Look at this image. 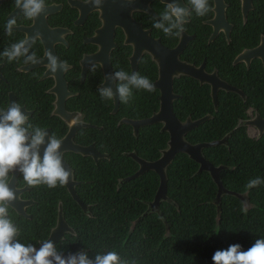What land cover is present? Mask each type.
Masks as SVG:
<instances>
[{"label":"trees","instance_id":"1","mask_svg":"<svg viewBox=\"0 0 264 264\" xmlns=\"http://www.w3.org/2000/svg\"><path fill=\"white\" fill-rule=\"evenodd\" d=\"M258 1L264 9V0ZM240 43L237 40V45L231 47L230 61L243 48L253 45L249 40ZM148 61L149 66L141 68L139 74L154 82L158 77L157 66L150 58ZM174 90L182 96L174 102V112L182 122L207 114L213 116L186 136L189 143L221 141L227 137L225 144L204 149L203 153L214 166L226 167L220 176L230 194H223L218 200V186L211 175L199 172V165L181 153L167 168V200L159 208H150L160 177L149 171L126 181L139 169L129 154L134 152L146 161H156L168 148L170 136L161 132V124L142 128L139 137L133 135L128 125H118L117 132L113 130L116 128L112 126L113 120L145 119L158 112V90H133L131 100L121 103L116 116L108 114L100 119L104 134L98 142L109 147L106 152L111 159L95 165L90 159L72 154L75 177L84 181L77 187V193L91 207V213H85L65 186L33 187L26 196L31 198L39 193L40 198L34 196L39 199L34 206L41 209L38 215L42 222L36 215L27 220L9 211V218L16 222L20 232L18 240L36 246L37 235L48 237L56 225L60 204L74 233L67 234L57 251L61 254L82 251L92 260L97 254L116 251L122 264H213L212 256L217 250H226L232 244H240L242 250H247L256 239L264 238V183L246 188L250 179L259 177L264 181V134L255 139L244 126H239L246 114L242 98L235 93L220 95L219 109L215 111L208 86H200L191 77L176 78ZM100 100L102 112H110L105 100ZM258 105L264 109V82L258 87Z\"/></svg>","mask_w":264,"mask_h":264},{"label":"flooded vegetation","instance_id":"2","mask_svg":"<svg viewBox=\"0 0 264 264\" xmlns=\"http://www.w3.org/2000/svg\"><path fill=\"white\" fill-rule=\"evenodd\" d=\"M171 2L173 0H132V2L103 0L101 8H94L90 4H85L84 0H45V12L34 20H27L23 15L18 14L19 10L16 9L14 0H0V109L7 110L12 102L19 103L21 111L29 117L28 123L44 128L49 134L55 135L57 139L65 143L66 147L61 152L62 158L72 170L76 192L77 187L84 181L75 177V163L71 162L72 154L90 159L95 165L112 157L106 152L109 147L100 145L98 142L104 134V126L100 119L108 114L116 116L121 102L119 101L118 111L114 113L116 108L114 96L112 100L105 101L110 112H102L98 88L102 87L106 80L102 67L104 65L100 60L105 59L107 54L113 72L124 70L129 74L134 73L132 59L135 55V44L142 42L140 37L142 38L143 35L145 37V34H148L150 39L159 40L168 50L177 48L182 40L187 42L179 55L180 61L198 69L203 67L204 75L240 91L236 93L218 89L216 108L212 97V85L201 84L199 80L192 78L200 86H208L214 110L219 109L220 95L225 93L239 95L246 114V118L240 121L239 126H244L252 138L258 139L262 136L257 127V121L264 120V109L258 105V87H261L264 82V61L254 52L264 38V9L261 7V2L253 0L252 6L250 4L247 6L246 0H208L210 11L205 16L198 17L188 0H176L181 7H185L191 13V16L185 18L188 22L184 24L185 30L179 36L168 37L161 30L153 27V18L159 20V15L165 10L166 3ZM244 8H247L246 14ZM248 8L251 9L248 11ZM15 15L17 24L12 35L9 36L5 31V24L9 17ZM132 24L140 26L135 33L136 36L134 35L137 41H134L133 35H129L132 33L130 31ZM37 30L40 36L34 42L30 41L29 54L34 51L40 62L25 65L23 63L25 57L22 56L9 63L3 53L13 43L32 36ZM237 40L242 41L240 44L249 40L253 45L243 48L230 61V49L233 44L237 45ZM49 54L57 59L58 67L55 72L49 66L47 59ZM96 56L100 58L99 61H95ZM149 58L153 61L151 55L143 50L136 65V72L139 73L141 68L149 66ZM90 61L95 62V71L91 70ZM61 63L64 64L63 70L59 68ZM154 63L159 77L158 65ZM119 82L115 80V88ZM93 108L95 111L92 110ZM208 115L212 119V114L205 116ZM124 119L143 120L128 117L113 120L112 126L116 125L114 131L117 132L118 125H128L122 123ZM161 125V132H163L164 125ZM128 126L132 128L135 137H139L140 130L144 128H140L138 135H135L134 128L131 125ZM252 131L255 135L251 134ZM113 140L112 137V143ZM74 145L82 148L90 147V151L100 156L95 159L89 154L83 155L67 150ZM43 147L41 146V158ZM131 154L136 153H130V157ZM10 176L12 179L13 173ZM15 184L18 190L27 187V191L22 193L20 198L23 201L32 202L26 207V213L31 217L26 218L20 215L12 207L9 211L13 210L19 217L27 220H32L36 215V219L41 223L42 219L38 215L41 209L34 206L39 201L36 199L40 198L39 193H35L36 198L34 196L27 198L26 195L33 191V187L24 184L21 173ZM64 186L70 194L68 187ZM29 210L35 212L30 213ZM83 210L85 213H91L90 206L86 205ZM60 214L64 218L61 204L58 206L56 225L50 229L48 237L42 238L37 235L35 238L37 248L42 241L49 238L52 230L57 226ZM64 220L68 224L65 218ZM13 223L16 226V222ZM35 226L40 228L38 225ZM68 226L71 230L64 234L62 240L55 245L56 247L66 240L68 233H74L72 227L69 224ZM19 234L20 232L16 239ZM63 255H69V253Z\"/></svg>","mask_w":264,"mask_h":264},{"label":"clouds","instance_id":"3","mask_svg":"<svg viewBox=\"0 0 264 264\" xmlns=\"http://www.w3.org/2000/svg\"><path fill=\"white\" fill-rule=\"evenodd\" d=\"M84 3L101 8L103 0H84ZM188 3L198 17H203L210 11L208 0H188ZM14 4L19 10L18 14L27 20H34L45 12V0H14ZM190 16L191 13L185 7L173 0L166 3L159 20L153 18V27L161 30L165 36H179L185 30L184 24L188 22L185 18ZM16 24V15L8 18L5 31L9 36ZM39 36L37 30L32 36L13 43L3 55L9 63L22 56L25 57V65L39 63L40 59L34 51L29 54L30 41L34 42ZM47 59L51 70L55 72L58 67L57 59L51 54ZM89 63L91 70L95 71V62ZM59 68L63 70L64 64H59ZM108 79L120 81L116 85V92L119 101L125 104L131 100L133 90L151 92L154 89L150 79L138 72L129 74L124 70L114 71L105 77V80ZM98 93L105 101L114 97L111 87H99ZM28 120V115L21 111L19 103L12 102L7 110L0 109V264H122L116 251L97 254L94 260L89 259L85 252L65 257L57 251L50 239L42 241L38 248L16 239L19 229L9 218L11 202L17 200L16 191L10 187V174L19 171L27 186L46 185L49 189L66 185L71 176L63 164L60 151L62 141L44 128L28 123ZM41 146H44L42 158ZM261 183L264 181L259 177L250 179L246 188L252 189ZM212 261L213 264H264V238L256 239L247 250H242L240 244H232L226 250H217Z\"/></svg>","mask_w":264,"mask_h":264},{"label":"water","instance_id":"4","mask_svg":"<svg viewBox=\"0 0 264 264\" xmlns=\"http://www.w3.org/2000/svg\"><path fill=\"white\" fill-rule=\"evenodd\" d=\"M252 2L253 0H246L247 6L249 4L252 6ZM251 8H248V11ZM246 9L247 8H244V11ZM139 27L140 26H138L137 24L131 25L132 29H130V31L132 33H129V35L130 36L133 35L134 41H137L134 38V35ZM148 37H149L148 34H145V37L143 35L142 38L140 37L142 42H139V44H135L136 46L135 55L132 59L133 71L136 72L137 69L136 65L138 59L141 56L143 50H146L151 55L153 61L157 63L159 69V77L157 81L153 82V85L155 90L160 91V109L150 118L137 120V121L124 119L122 123L131 125L135 130V135H138V131L142 127H147L156 124H163L164 126L162 131L168 133L170 139L168 142V148L162 152V156L156 161L153 162L146 161L145 159L138 157L136 154H131V157L139 164V169L134 175L130 176L127 179V181L135 180L149 171L156 172L160 177V185L155 195L154 201L150 204V208L152 209L159 208L161 202L167 200V191H168L167 168L174 162L178 154L183 153L188 155L191 160H193L199 165V172H208L211 175L212 179L218 186V200H220L223 194L231 193L224 187L220 176L221 171L226 169V167L214 166L209 160H207L204 157L203 150L224 144L226 142V138H224V140L221 141L199 143V144H191L188 141H186L185 137L187 136V134H189L192 130L196 129L202 123L210 120L211 116L208 115L205 116L204 118L195 121L192 120L191 118H188L185 122H182L174 112V102L181 98L179 94L175 93L174 81L176 78H179L180 76H188L199 80L201 84L204 83L211 84L212 97L216 108L218 106V89L222 88L227 91H233L236 93H240V91L235 87L227 85L226 83H221L219 80H216L215 78L213 80V78L204 75L203 67L198 69L195 66L180 61L179 55L183 51L187 43L184 40L181 41V43L177 48L173 50H168L167 48L161 45L159 40L150 39ZM254 52H256L255 55H257L258 58H261L264 61V38L262 39V42L258 47V49ZM99 60L100 58L96 56L95 61H99ZM100 61L104 65L102 67L104 70L105 77L108 76V74L113 73L112 68L110 66L109 57H107V54L105 55V59L103 58ZM102 87L112 88L113 94L116 99V108L114 110V113H116L119 108V99L115 88V80L112 79L106 80V82ZM257 127L261 135H263L264 134L263 119H258ZM63 143L64 142H62V147L60 149L61 152L64 151L66 147L65 143L64 144ZM89 149L91 148L90 147L82 148L80 146H75V145L72 146L71 148H67V150L69 151H73L83 155H88V154L92 155L95 159H97L100 156V154L96 155L95 154L96 152H92ZM63 164L64 167L71 173L69 182L66 184V186L68 187L72 198L83 209H85L86 205L80 199L79 195L76 192V182L73 181L72 170L70 169L68 164L64 161V159H63ZM18 175H19V171L13 173V178L10 181V187L14 191H16V195H17V200L11 202V207L14 208L20 215L26 218H30L31 216L27 215L26 213V207L30 206L32 202L23 201L20 198L21 194L27 191V187L19 190L16 188L15 183ZM70 230L71 229L68 226V224L65 222L64 218L62 217V214H60L57 226L52 230L48 239L52 240L56 245L60 240H62L64 234ZM67 256L68 255H65V257Z\"/></svg>","mask_w":264,"mask_h":264},{"label":"rangeland","instance_id":"5","mask_svg":"<svg viewBox=\"0 0 264 264\" xmlns=\"http://www.w3.org/2000/svg\"><path fill=\"white\" fill-rule=\"evenodd\" d=\"M251 134L253 135V134H254V131H252ZM254 135H255V134H254Z\"/></svg>","mask_w":264,"mask_h":264}]
</instances>
